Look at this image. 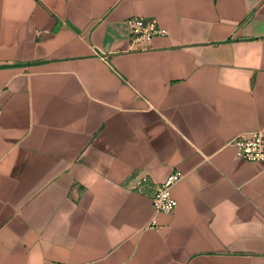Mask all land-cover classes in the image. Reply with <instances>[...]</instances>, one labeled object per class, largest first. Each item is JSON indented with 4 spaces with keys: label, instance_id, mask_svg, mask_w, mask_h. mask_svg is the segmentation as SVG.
Masks as SVG:
<instances>
[{
    "label": "crops",
    "instance_id": "0c3cea01",
    "mask_svg": "<svg viewBox=\"0 0 264 264\" xmlns=\"http://www.w3.org/2000/svg\"><path fill=\"white\" fill-rule=\"evenodd\" d=\"M261 127L264 0H0V264H264Z\"/></svg>",
    "mask_w": 264,
    "mask_h": 264
},
{
    "label": "built area",
    "instance_id": "2783aa9c",
    "mask_svg": "<svg viewBox=\"0 0 264 264\" xmlns=\"http://www.w3.org/2000/svg\"><path fill=\"white\" fill-rule=\"evenodd\" d=\"M129 30V50L141 51L149 48L154 36L167 34L165 28L158 25L153 19L142 16H130L126 20ZM235 149L236 158L247 162H261L264 164V127L240 132L229 142ZM183 178V173L179 170L171 172L164 181L158 183L151 196L153 211L156 213H171L177 202L171 195L172 187ZM146 177L142 176L137 185L141 184ZM154 223V220H152ZM50 264H69L66 262L55 261ZM83 264H93L86 262Z\"/></svg>",
    "mask_w": 264,
    "mask_h": 264
}]
</instances>
